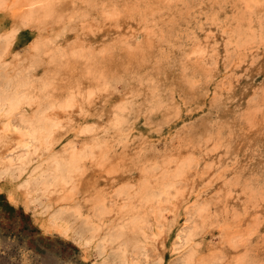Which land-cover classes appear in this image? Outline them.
<instances>
[{
	"label": "rangeland",
	"instance_id": "374dc122",
	"mask_svg": "<svg viewBox=\"0 0 264 264\" xmlns=\"http://www.w3.org/2000/svg\"><path fill=\"white\" fill-rule=\"evenodd\" d=\"M162 1V20L133 13L146 0H62L59 20L0 24V90H15L28 115L61 112L51 103L69 79L101 85L91 109L55 132L58 156L20 149L5 158L13 167L0 178V264H30L26 256L45 249L59 251L60 264H94L102 246L135 264H202L213 249L224 257L204 264L229 263L219 225L257 201L250 190L264 178V0ZM123 103L128 115L117 111ZM80 148L89 157L72 177L65 156ZM62 174L68 182L40 193L38 212L10 200L19 184L39 193L38 182ZM260 203L246 215L257 228L236 264H264ZM181 226L196 238L176 243Z\"/></svg>",
	"mask_w": 264,
	"mask_h": 264
},
{
	"label": "bare ground",
	"instance_id": "6f19581e",
	"mask_svg": "<svg viewBox=\"0 0 264 264\" xmlns=\"http://www.w3.org/2000/svg\"><path fill=\"white\" fill-rule=\"evenodd\" d=\"M61 1L62 0H0V24L3 25L4 23H6L7 19H11L13 23V30L18 31V29L26 25L38 27L48 17H52V19L59 20L63 15V13H61ZM146 1L147 4L143 5L140 8L138 7V11L133 8V13H139L143 17V21L148 20L150 18V15H152L156 19L158 17L160 18V20H162L161 17H163L166 11L169 9V5H164L165 3H163L162 0ZM246 1L247 3H249L254 0ZM168 2L170 3L171 1L168 0ZM109 18L111 17L109 16ZM110 20L114 21V19L112 18ZM110 24L112 23L110 22ZM104 26H106V24L103 25L102 28H104ZM231 29H234V27ZM238 31L239 34L243 33L241 29H238ZM139 35L142 36L143 34L140 32ZM124 43L125 41L121 42V44ZM80 45L83 46L82 44ZM114 46L117 45L114 44ZM84 48L85 46H83V48H81L80 50ZM92 72L96 71H90V73ZM93 74L98 76L96 73ZM89 83L91 84L88 86ZM89 83L86 84V82L79 80L77 83L73 84V82L69 79L66 85L61 86L62 93H60L58 97L60 98L61 95H64L63 98L58 99V101H55L53 99L51 103L52 105H60L61 112L53 111V113L48 116H42L38 113L35 114L34 112L31 115H28L27 105L24 104L23 99L17 94L15 90L11 92H5L3 90H0V147L3 145H7L4 152L0 153V178L4 175L9 176L11 173L10 171L13 167V163L11 164L9 162H6L5 158L9 155H15L20 149L23 150V152L32 155V158L34 159L36 158V155H39V157H41L45 154L47 157L53 158L59 155V153L56 151V143L58 142V140L56 138L55 132L58 130V128L62 127L63 123L72 122L75 115L80 113L79 110L86 111V108L91 109V107L96 103V94L100 90L101 85L96 81H90ZM119 103L120 102H118V104ZM126 110L129 112L130 106L125 103L120 105L117 109V111L121 115H128V112ZM88 155L89 152L86 148H80L77 151L71 152L69 156H65V167L66 170L69 171L67 175H71L72 177H74V175L72 174L73 170L80 168V164ZM100 157L103 159L105 158V150L100 152ZM101 158L100 160H102L103 162V159ZM13 159L14 158L10 159L9 161L11 162V160ZM185 161L186 158L182 159V161L179 163L177 173L183 174L185 170ZM114 167L115 165H109L106 170L111 171ZM72 177L71 179H73ZM68 180L69 179L66 178L64 174H62L58 181H54L50 184L45 181L41 183L38 182L39 193H33V191L30 189L29 183L23 182L19 184L15 189H13L11 193L12 195L10 196V200L13 201L15 198H19L20 200L22 199L27 209H34L38 212V209L36 207L39 206V202H37V199L41 196L40 193L47 194L48 191H50L49 189H51L52 185H54L56 182L57 184L63 186L68 182ZM258 186L259 187H254L250 190V195L252 197H259L257 201H255L249 207L243 209L242 213L239 214L235 212L234 219L232 222L224 221L219 225L221 230L220 233L222 237H224V241L225 243H227L229 248V250L225 249L228 252L227 255L225 251L221 252L222 255L229 257L228 264H236L234 262V259L238 260L239 258L245 256L242 252L238 254L235 252H238L240 245L243 244V242L247 239L248 234L250 232L252 233V231L257 228V223L254 222L253 224H249V221L247 222L246 215H250L254 218V211L260 212L261 208H263V205L260 202L261 197L264 198V178L258 181ZM16 196H18V198ZM206 222H204V224ZM51 223L55 227H57L58 225V221H56V219H53ZM244 227L246 229H243ZM59 230L61 229L59 228ZM190 232L189 230L186 231L185 226H181L179 228V231L177 232L175 242L184 243V241L186 242L188 240L189 236V240H194L198 232ZM76 233L71 231L69 234L73 239L80 241L79 239L81 238V236L78 232ZM197 250L200 253L198 247L195 246L194 251ZM44 251L46 252V255H41L39 259L38 257H35V255L31 256L30 253V255L26 256V261L30 262V264L62 263V259L59 257V251H46V249ZM99 252L102 255V259L94 262V264H135L133 255H128L125 252H118L111 256L109 251L104 246L99 249ZM233 253H235V255H233ZM197 255L195 253V257ZM32 257H35L37 261L34 260V258ZM219 257L224 256L218 255V252L213 249L210 250L208 253L202 252L199 260L202 259V264H204L206 262L216 260Z\"/></svg>",
	"mask_w": 264,
	"mask_h": 264
}]
</instances>
